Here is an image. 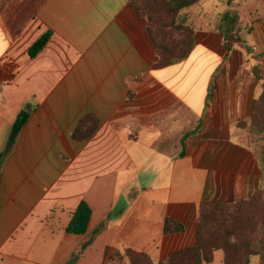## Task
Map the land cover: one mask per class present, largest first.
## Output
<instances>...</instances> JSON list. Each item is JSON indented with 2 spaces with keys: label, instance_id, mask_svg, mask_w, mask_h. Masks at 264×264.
Returning a JSON list of instances; mask_svg holds the SVG:
<instances>
[{
  "label": "crops",
  "instance_id": "0c3cea01",
  "mask_svg": "<svg viewBox=\"0 0 264 264\" xmlns=\"http://www.w3.org/2000/svg\"><path fill=\"white\" fill-rule=\"evenodd\" d=\"M251 18L242 34L250 54L236 47L226 56L222 35L204 28L188 57L154 67L130 0H0V264H129L120 258L127 250L158 264L196 243L203 202L253 198L262 171L251 122L262 82L250 69L264 67V13ZM86 117L96 129L75 139ZM82 200L87 231L67 233ZM167 217L185 230L165 233ZM202 264H224V252Z\"/></svg>",
  "mask_w": 264,
  "mask_h": 264
},
{
  "label": "trees",
  "instance_id": "16d2710c",
  "mask_svg": "<svg viewBox=\"0 0 264 264\" xmlns=\"http://www.w3.org/2000/svg\"><path fill=\"white\" fill-rule=\"evenodd\" d=\"M199 0H163V8L168 17L171 18L170 23L155 22L153 18L142 11V9L131 2L140 17L146 22V31L155 49V54L159 61L154 67H165L181 61L188 57L195 46V31L188 28L187 25H176L175 17L182 9H185ZM230 3V0H229ZM148 6V5H147ZM188 30V34L184 37V48L176 54L173 48L167 42L169 29ZM218 32L223 38V48L226 56L236 47L242 48L248 54L252 51V46L242 38L240 30V17L238 13L230 10L221 15ZM51 33L43 34L29 49V55L35 56L47 43ZM252 76L262 82V92L258 99L253 102L252 114V135L264 134V67L261 64L253 65L250 69ZM211 94H208V98ZM207 98V99H208ZM28 111L22 110L16 119L9 137V147H11L16 137L28 118ZM97 126L93 117H86L80 120L78 127L74 133L75 139H86L90 137ZM199 128L186 134L183 139L198 133ZM10 149L4 152L3 156ZM183 154V152H182ZM261 171L264 170V159L262 163L259 161ZM264 192V185H259L257 194L250 200L240 201L236 203L222 202H203L200 206L199 217L196 226V243L190 247L184 248L178 252L169 255L166 259L158 264H202L210 263L213 260L214 252L222 250L224 252V264H251L252 257L260 258V264H264V214L251 211L247 216L240 217L239 210L243 205H254L261 207ZM91 217V208L89 204L82 200L72 213L71 220L65 230L70 234H84L87 231L88 223ZM112 214H110L98 227L92 231V238L100 233L110 222ZM184 224L176 221L171 217H167L164 221L165 233L183 232ZM251 232L257 233V239L251 241L249 236ZM241 243L238 241L242 239ZM234 239V240H233ZM89 241L84 242L79 250L73 254L69 263L78 258L82 250L88 245ZM129 257V264H156L148 256L134 253L127 250L120 253V258Z\"/></svg>",
  "mask_w": 264,
  "mask_h": 264
},
{
  "label": "rangeland",
  "instance_id": "374dc122",
  "mask_svg": "<svg viewBox=\"0 0 264 264\" xmlns=\"http://www.w3.org/2000/svg\"><path fill=\"white\" fill-rule=\"evenodd\" d=\"M135 3L136 6L140 7L144 13L151 16L155 22L152 23V27L156 22L159 23H170L171 18L167 16L165 9L163 8V0H130ZM148 5V6H147ZM230 10L231 12L238 13L240 17V30L242 34L245 33L246 29L251 26L252 18L254 13H264V0H199L195 4L182 9L179 14L175 17L176 25H187L193 31L204 28L217 29L221 18V15ZM256 16V15H255ZM254 17V16H253ZM188 30H175L169 29L166 33L168 35L167 42L173 48L175 53L184 48L183 41L184 37L188 34ZM159 58L157 57V62ZM251 142L252 146L255 147L258 162L262 163L264 159V134L263 135H252L251 130ZM261 186L264 185V170L262 171V177L260 180ZM261 202H264V192L262 195ZM243 205L239 210V216H247L251 211L264 214V204L261 207L254 205ZM251 207V208H250ZM249 239L255 241L257 239V233L251 232ZM234 240V239H233ZM242 239L238 241L241 243ZM251 264H260V258L252 257Z\"/></svg>",
  "mask_w": 264,
  "mask_h": 264
}]
</instances>
